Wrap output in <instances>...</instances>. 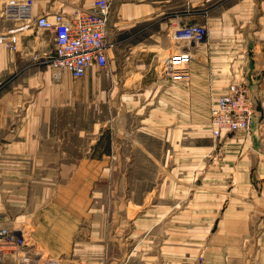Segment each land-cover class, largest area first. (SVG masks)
Here are the masks:
<instances>
[{"label": "crops", "instance_id": "crops-1", "mask_svg": "<svg viewBox=\"0 0 264 264\" xmlns=\"http://www.w3.org/2000/svg\"><path fill=\"white\" fill-rule=\"evenodd\" d=\"M91 7L34 0L33 12ZM198 24L204 40L178 36ZM12 31L19 52L0 53V228L23 234L34 260L264 264V0H114L102 79L54 70L51 30L0 21ZM174 55L183 69L171 78ZM234 80L248 83L252 131L213 139L211 103Z\"/></svg>", "mask_w": 264, "mask_h": 264}, {"label": "built area", "instance_id": "built-area-1", "mask_svg": "<svg viewBox=\"0 0 264 264\" xmlns=\"http://www.w3.org/2000/svg\"><path fill=\"white\" fill-rule=\"evenodd\" d=\"M90 9L76 8L72 13L57 12L34 18V0H0V21H30L32 25L51 30L54 36L55 54L50 65L54 70L67 71L74 79L84 78L90 69L103 70L108 65V26L114 0H90ZM207 26L198 24L184 28L180 38L191 41L205 39ZM19 52L18 32L0 33L1 47ZM177 55L169 56L164 63L169 77L181 75ZM2 75L0 60V78ZM211 132L213 139L231 132L249 135L257 110L249 96L246 81L234 80L226 91L216 96L210 106ZM27 240L23 234L0 228V264L14 257L16 264H57L53 257L40 256L35 260L25 251ZM197 264H204L203 257Z\"/></svg>", "mask_w": 264, "mask_h": 264}, {"label": "rangeland", "instance_id": "rangeland-1", "mask_svg": "<svg viewBox=\"0 0 264 264\" xmlns=\"http://www.w3.org/2000/svg\"><path fill=\"white\" fill-rule=\"evenodd\" d=\"M70 77H72L71 75H70ZM103 78V70H100V71H97V73H96V75L95 76H92V75H88L87 77H85V78ZM73 78V77H72ZM85 78H83V79H85ZM82 80V79H81ZM97 106V105H96ZM102 106V105H101ZM97 107H100V106H97ZM83 114V112L82 111H80L79 112V118L80 119H78L77 121L78 122H80V120H81V118H84V116H86L87 115V111H86V115H82ZM94 114V113H93ZM102 117H103V110L101 109V110H99V109H97L96 111H95V120H97V121H99L98 119H100L101 121H102ZM86 120H87V118H85ZM82 122V121H81ZM87 122H88V120H87ZM85 123V122H84ZM86 125V124H85ZM206 130V128H205V126H203L202 127V133H205V130ZM182 143V142H181ZM183 145H186V144H191V142H188V141H186V143H182ZM107 142H103L102 144H101V146H102V148L103 147H107ZM165 146H166V148H167V150L168 151H170L172 148H173V143H167V144H164V143H162V150H164L165 149ZM200 257V256H199ZM198 257V258H199ZM198 260V259H197Z\"/></svg>", "mask_w": 264, "mask_h": 264}]
</instances>
